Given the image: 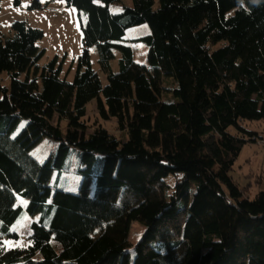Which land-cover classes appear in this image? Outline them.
I'll use <instances>...</instances> for the list:
<instances>
[{
	"label": "trees",
	"instance_id": "obj_1",
	"mask_svg": "<svg viewBox=\"0 0 264 264\" xmlns=\"http://www.w3.org/2000/svg\"><path fill=\"white\" fill-rule=\"evenodd\" d=\"M52 1L85 17L71 82L56 59L39 67L41 30L14 21L0 33V238L33 220L24 247L0 243V264H264V191L250 199L230 175L263 140L250 124L264 121V0H131L119 13L121 0ZM144 24L146 64L124 39ZM92 101L122 138L86 133ZM43 139L58 146L40 163ZM72 149L86 166L77 193L50 185ZM132 223L145 227L135 246Z\"/></svg>",
	"mask_w": 264,
	"mask_h": 264
},
{
	"label": "rangeland",
	"instance_id": "obj_2",
	"mask_svg": "<svg viewBox=\"0 0 264 264\" xmlns=\"http://www.w3.org/2000/svg\"><path fill=\"white\" fill-rule=\"evenodd\" d=\"M34 0H19V5H14V0H0V33L4 37L11 35L10 26L14 21L26 22L28 26L39 29L44 37L38 42V47L44 50V55L39 61V67H43L53 59H56V66L60 67V79L71 82L76 71V60L82 53V31L81 21H85L84 15L78 13L73 7H67L64 2L50 0H38L39 9H32ZM123 6H132L131 0H121L119 4L110 6L112 13H119ZM50 9H57V14H52ZM149 28L146 24L130 28L125 33V43L132 45L135 61L147 63L150 56V50L144 46L138 39L148 35ZM118 57V55H117ZM116 60V59H115ZM116 62V61H115ZM113 62V69L116 65ZM91 63L93 69L98 73L103 85L106 84L105 76L101 74L98 68L96 53L91 50ZM9 86V76L7 73L0 74V87ZM86 126V133H91L95 128L101 127L109 133L118 137H123L116 130L115 120H102L97 112L95 101L86 106L85 117L82 119ZM24 124L21 125V127ZM60 128H65V123H60ZM252 131H256L263 138L257 143L246 144L237 157L232 171L230 173L233 181L241 188H246V195L252 199L258 192L264 191V121L252 122L250 124ZM22 129V128H21ZM20 130L17 131L19 133ZM58 144L49 139L41 140L31 151L32 157L40 163L55 154ZM85 169L82 164L80 153L72 149L65 159V164L61 171L54 170L51 176L50 185L53 189L62 190L69 193H77L82 183V176L79 170ZM167 183L172 187L174 178L169 176ZM95 185V180L91 179V187ZM31 219L29 217L19 218L16 223V229L13 230L19 240H9L0 238V243L5 249L18 247L19 241H25L26 232H29ZM145 227L139 223H132L128 241L135 246L141 239ZM26 230V231H25Z\"/></svg>",
	"mask_w": 264,
	"mask_h": 264
},
{
	"label": "crops",
	"instance_id": "obj_3",
	"mask_svg": "<svg viewBox=\"0 0 264 264\" xmlns=\"http://www.w3.org/2000/svg\"><path fill=\"white\" fill-rule=\"evenodd\" d=\"M18 201H19V204H21V205H26L27 204V201H25V200H22V199H18ZM30 218V217H29ZM31 219V221H33L32 220V218H30ZM15 227H16V225H15ZM16 229V228H15ZM26 231V230H25ZM30 234V229H29V232H26V234H24V235H26V236H28ZM19 235V234H18Z\"/></svg>",
	"mask_w": 264,
	"mask_h": 264
},
{
	"label": "built area",
	"instance_id": "obj_4",
	"mask_svg": "<svg viewBox=\"0 0 264 264\" xmlns=\"http://www.w3.org/2000/svg\"><path fill=\"white\" fill-rule=\"evenodd\" d=\"M50 12H51L52 14H56V13H58L56 9H51ZM20 246H21V247L24 246V242H21V243H20Z\"/></svg>",
	"mask_w": 264,
	"mask_h": 264
},
{
	"label": "clouds",
	"instance_id": "obj_5",
	"mask_svg": "<svg viewBox=\"0 0 264 264\" xmlns=\"http://www.w3.org/2000/svg\"><path fill=\"white\" fill-rule=\"evenodd\" d=\"M51 10V9H50ZM21 242H24V246H25V241H23V240H21ZM21 242H19V247L21 248V246H20V243ZM24 246H22V247H24Z\"/></svg>",
	"mask_w": 264,
	"mask_h": 264
}]
</instances>
